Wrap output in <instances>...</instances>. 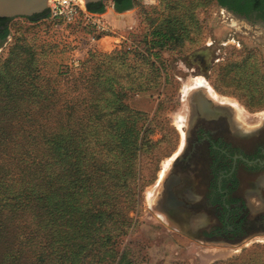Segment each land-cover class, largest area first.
<instances>
[{
    "label": "rangeland",
    "instance_id": "1",
    "mask_svg": "<svg viewBox=\"0 0 264 264\" xmlns=\"http://www.w3.org/2000/svg\"><path fill=\"white\" fill-rule=\"evenodd\" d=\"M113 4L105 0L104 11L94 13L84 1L72 23L22 16L7 22L0 45V191L13 197L25 182L37 198L9 207L13 220L5 223L8 232L0 228V262L223 264L246 248L247 257H258L252 264L264 262L253 250L264 244V232L244 244L248 236L229 232L206 241L174 227L158 205L185 143L182 111L191 87L229 104L245 123L264 126V12L218 0H136L117 14ZM87 13L110 31L100 32ZM93 35L98 40L91 43ZM16 43L38 46L36 60L13 56ZM80 44L95 53L80 72H61ZM61 162L64 171L56 167ZM74 168L80 176L71 182ZM257 188L262 196L257 189L249 196L253 216L264 205V177ZM248 223L256 228L255 219Z\"/></svg>",
    "mask_w": 264,
    "mask_h": 264
},
{
    "label": "flooded vegetation",
    "instance_id": "2",
    "mask_svg": "<svg viewBox=\"0 0 264 264\" xmlns=\"http://www.w3.org/2000/svg\"><path fill=\"white\" fill-rule=\"evenodd\" d=\"M182 90L177 85L175 95L180 98ZM185 101V143L164 179L158 205L174 227L212 241L221 232L235 230V222L244 215L243 204L252 211L253 190L262 196L257 187L264 177V126L245 123L236 109L200 88L191 87ZM228 201L232 207H242L236 220L237 213L226 209ZM213 216L215 223L210 220Z\"/></svg>",
    "mask_w": 264,
    "mask_h": 264
},
{
    "label": "trees",
    "instance_id": "3",
    "mask_svg": "<svg viewBox=\"0 0 264 264\" xmlns=\"http://www.w3.org/2000/svg\"><path fill=\"white\" fill-rule=\"evenodd\" d=\"M114 1V5L115 8L118 11H123L126 9H129L131 7L134 6V4H136V0H113ZM220 2V4L225 5V6H229L232 9H239L241 11H245V12H250L254 9H260L262 12H264V0H218ZM87 8L90 12H94V13H102L105 9V0L102 1H97V2H89L87 4ZM48 13V9L41 12V13H37L33 16H28L26 18H28L31 21H34L36 19L39 18H46ZM11 18L8 17H0V26L3 25L4 28L0 30L3 32L1 37L3 38V41L5 39V37L8 35L9 29H8V25L7 22L10 20ZM159 34H163L161 36H163L162 38L166 37L165 33H159ZM45 46V45H44ZM46 49V46L43 47V49ZM126 49L128 50H134V45H132L131 47H126ZM38 50V46H33L30 45L28 43H16L15 45H13L11 53L13 56L15 57H21L23 59H34L36 60V53ZM95 49H90L87 52V55L84 57V59L82 60L81 66L78 69H71L69 66H65L63 69H61V72L63 73H78L80 72L84 65L86 64V62L90 59L91 55L93 53H95L94 51ZM44 51V50H43ZM39 60V57H38ZM37 71L40 70V68H38V66L36 67ZM68 122H72L71 120H69ZM67 160V158H66ZM68 162V161H67ZM56 167H58L59 169L62 168V170L64 171L65 168H68L66 162H61L60 164H57ZM264 168V166L262 167ZM21 170H28V167H25ZM4 171V170H2ZM74 172V173H73ZM75 174L74 179L72 180L71 178V182H74L76 180H78L79 176L78 175V169L74 168L72 171V176ZM104 176V175H101ZM35 180V181H34ZM37 179H35V177L33 178V182H36ZM25 182L21 183L19 185V191L17 192V194H15L13 197H10V192L6 189H3L0 191V228L1 230L6 233L8 232V228L6 227L5 223L11 225L12 220L11 217V213L10 211H13L12 209H9V207H15L20 203L23 202H28V204L32 203V204H36V201H34L37 198V194L33 193L31 191V187H27L25 186ZM35 186V183L34 185ZM7 197L9 199H7ZM7 199V200H6ZM42 200L45 199V197L41 198ZM46 200V199H45ZM233 201V200H232ZM232 201H228L227 204L229 205V207L233 212V214L237 213L236 215H234V219L236 220L239 215L241 214V209L242 207H232ZM264 204V201H263ZM243 207L245 208L244 210V215L243 217L239 220L235 222V230H227V232L231 233L233 232V234H237L240 230V234L242 237H246L251 235L252 233L256 232H264V205L261 207L259 213L254 214V216L252 215L251 209H249L248 205L245 203L243 204ZM254 217V218H253ZM255 219V224H256V228L254 230H251L248 228V221ZM14 224V223H13ZM231 231V232H230ZM4 239V238H3ZM3 239H0V242H3ZM254 249H259V254L261 252V257L264 259V244H255L253 247ZM249 252V248H246L244 250L243 253H241L239 256L232 258L231 260H228L226 262H224L223 264H232V263H236V264H252L253 261H256L258 259V257H247L246 254ZM43 254H45V252H42ZM4 255L6 256V253H4ZM57 257H60V255L56 254ZM261 257L259 256V260L261 261ZM61 258V257H60ZM61 262V261H60ZM0 264H2L0 262ZM61 264H63L61 262ZM260 264H264V262L260 263Z\"/></svg>",
    "mask_w": 264,
    "mask_h": 264
},
{
    "label": "built area",
    "instance_id": "4",
    "mask_svg": "<svg viewBox=\"0 0 264 264\" xmlns=\"http://www.w3.org/2000/svg\"><path fill=\"white\" fill-rule=\"evenodd\" d=\"M158 0H142L145 5H154ZM84 1L81 0H48L49 15L44 18L45 20L58 21L62 20L66 23L74 22L84 10ZM93 13H87L88 21H91L100 32H109L110 25L100 17H93ZM91 43L98 40L96 36L89 37ZM133 44H129L131 47ZM92 48H85L83 44L74 46L71 50V59L66 66L71 69H78L81 66L82 60L87 55V52ZM79 51L82 53L78 55Z\"/></svg>",
    "mask_w": 264,
    "mask_h": 264
},
{
    "label": "water",
    "instance_id": "5",
    "mask_svg": "<svg viewBox=\"0 0 264 264\" xmlns=\"http://www.w3.org/2000/svg\"><path fill=\"white\" fill-rule=\"evenodd\" d=\"M87 5L89 2L102 0H84ZM48 9V0H0V17H28L41 13ZM262 186V182H261ZM261 235L254 233L244 238L240 244H244L248 239Z\"/></svg>",
    "mask_w": 264,
    "mask_h": 264
},
{
    "label": "crops",
    "instance_id": "6",
    "mask_svg": "<svg viewBox=\"0 0 264 264\" xmlns=\"http://www.w3.org/2000/svg\"><path fill=\"white\" fill-rule=\"evenodd\" d=\"M113 8H114L115 13H117V14H122V13H124V11H129V10H131V8H129V9H126V10H123V11H118V10L115 8V5H114V4H113ZM115 18H117V16H116Z\"/></svg>",
    "mask_w": 264,
    "mask_h": 264
},
{
    "label": "bare ground",
    "instance_id": "7",
    "mask_svg": "<svg viewBox=\"0 0 264 264\" xmlns=\"http://www.w3.org/2000/svg\"><path fill=\"white\" fill-rule=\"evenodd\" d=\"M81 1H84V0H81ZM201 80H202V79H201ZM198 83H199V84H201V83H203V81H202V82H200V80H199V81H198ZM195 85H196V84H195Z\"/></svg>",
    "mask_w": 264,
    "mask_h": 264
}]
</instances>
